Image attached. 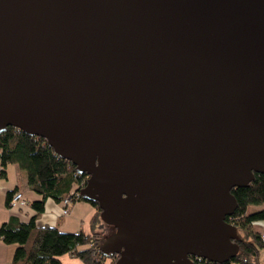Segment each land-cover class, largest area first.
I'll use <instances>...</instances> for the list:
<instances>
[{
  "label": "water",
  "instance_id": "obj_1",
  "mask_svg": "<svg viewBox=\"0 0 264 264\" xmlns=\"http://www.w3.org/2000/svg\"><path fill=\"white\" fill-rule=\"evenodd\" d=\"M87 179L114 264L237 252L231 188L264 175V0H0V133Z\"/></svg>",
  "mask_w": 264,
  "mask_h": 264
},
{
  "label": "trees",
  "instance_id": "obj_2",
  "mask_svg": "<svg viewBox=\"0 0 264 264\" xmlns=\"http://www.w3.org/2000/svg\"><path fill=\"white\" fill-rule=\"evenodd\" d=\"M6 164H15L24 172L27 188L39 195L41 201L50 198L60 203L66 198H71V203L83 200L77 195V188H83L88 176L77 174L74 165L55 154L39 136L24 134L16 127H6L0 133V177L4 176ZM229 190L236 205L224 221L233 224L243 234L235 241L238 249L234 257L217 264H264L257 260L258 248L264 242L251 228L253 222L264 220V175L252 173L246 186ZM13 192L6 193V201ZM89 204L94 208L92 218L101 222L98 217L100 208L96 202ZM102 237L97 231L90 234L61 232L56 225L37 226L34 221L26 223L13 216L0 225V240L16 245L11 264H104L106 260L114 264L116 256H103L98 249ZM64 254L76 257L80 262H63L61 257ZM191 260L192 264H214L199 257H191Z\"/></svg>",
  "mask_w": 264,
  "mask_h": 264
},
{
  "label": "crops",
  "instance_id": "obj_3",
  "mask_svg": "<svg viewBox=\"0 0 264 264\" xmlns=\"http://www.w3.org/2000/svg\"><path fill=\"white\" fill-rule=\"evenodd\" d=\"M21 191L28 205L25 207H13L9 200L6 201V193L9 191ZM41 197L27 188L24 172L15 164H6L4 176L0 177V225L8 220L10 216L17 218L18 221H34L37 226L47 224L56 225L61 232L82 231L84 234L108 230L99 220H94V208L86 200L73 201L68 206V212L62 213V204L53 199L41 201ZM41 205V209L38 210ZM262 221V220H261ZM108 226V225H107ZM251 228L258 233L264 230V224L256 225L252 223ZM86 229H89L88 231ZM15 244H5L0 240V264H11L12 252ZM110 264L109 260H106ZM65 262V261H64ZM66 263H79L68 256Z\"/></svg>",
  "mask_w": 264,
  "mask_h": 264
},
{
  "label": "built area",
  "instance_id": "obj_4",
  "mask_svg": "<svg viewBox=\"0 0 264 264\" xmlns=\"http://www.w3.org/2000/svg\"><path fill=\"white\" fill-rule=\"evenodd\" d=\"M77 190L79 191V189L77 188ZM77 191V195H79V192ZM71 198H66L62 201V213L66 214L68 212V206L71 204ZM9 203L11 206L13 207H25L28 205V201L27 199L24 198L23 194L21 191H15L11 194L10 198H9ZM260 238L261 240L264 242V230H262L261 232H259Z\"/></svg>",
  "mask_w": 264,
  "mask_h": 264
},
{
  "label": "rangeland",
  "instance_id": "obj_5",
  "mask_svg": "<svg viewBox=\"0 0 264 264\" xmlns=\"http://www.w3.org/2000/svg\"><path fill=\"white\" fill-rule=\"evenodd\" d=\"M262 205H259L258 207H261ZM258 207H257V209H258ZM261 224H264V220L263 221H261V220H259V221H256V225H261ZM106 228H108V230H103V232H102V236L103 237H105V236H107V234H110L112 231H113V229L111 228V227H109V226H107L106 225ZM87 231L89 230V229H86ZM236 234H238L239 235V237H242V234L243 233H241V231H240V229H238L237 228V230H236ZM257 260H258V262L259 263H261V262H264V245H261L259 248H258V251H257ZM68 254H64L62 257H61V261H68ZM73 260H76L77 262H80L76 257L75 258H73ZM104 264H108V262L106 261ZM232 264H235V263H232Z\"/></svg>",
  "mask_w": 264,
  "mask_h": 264
}]
</instances>
